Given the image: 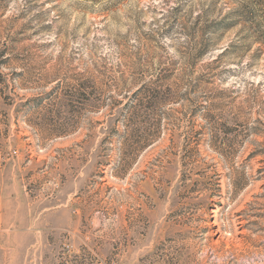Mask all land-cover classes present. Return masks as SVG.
I'll return each mask as SVG.
<instances>
[{
    "label": "rangeland",
    "instance_id": "rangeland-1",
    "mask_svg": "<svg viewBox=\"0 0 264 264\" xmlns=\"http://www.w3.org/2000/svg\"><path fill=\"white\" fill-rule=\"evenodd\" d=\"M0 264H264V0H0Z\"/></svg>",
    "mask_w": 264,
    "mask_h": 264
},
{
    "label": "trees",
    "instance_id": "trees-1",
    "mask_svg": "<svg viewBox=\"0 0 264 264\" xmlns=\"http://www.w3.org/2000/svg\"><path fill=\"white\" fill-rule=\"evenodd\" d=\"M245 7H249V4L247 5V6H245ZM244 13L245 14H247V12H246V8H244ZM243 15V14H242ZM229 24H230V22H227L226 24H224L225 25V27L227 26H229Z\"/></svg>",
    "mask_w": 264,
    "mask_h": 264
}]
</instances>
